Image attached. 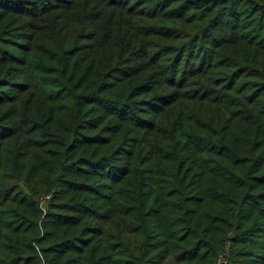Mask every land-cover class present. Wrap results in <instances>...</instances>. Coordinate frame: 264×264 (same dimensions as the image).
Returning <instances> with one entry per match:
<instances>
[{
    "label": "trees",
    "instance_id": "1",
    "mask_svg": "<svg viewBox=\"0 0 264 264\" xmlns=\"http://www.w3.org/2000/svg\"><path fill=\"white\" fill-rule=\"evenodd\" d=\"M221 258L264 264V0H0V264Z\"/></svg>",
    "mask_w": 264,
    "mask_h": 264
},
{
    "label": "built area",
    "instance_id": "2",
    "mask_svg": "<svg viewBox=\"0 0 264 264\" xmlns=\"http://www.w3.org/2000/svg\"><path fill=\"white\" fill-rule=\"evenodd\" d=\"M45 199H46V197H45ZM218 264H229V263H227L225 259L221 258L220 261L218 262Z\"/></svg>",
    "mask_w": 264,
    "mask_h": 264
},
{
    "label": "rangeland",
    "instance_id": "3",
    "mask_svg": "<svg viewBox=\"0 0 264 264\" xmlns=\"http://www.w3.org/2000/svg\"><path fill=\"white\" fill-rule=\"evenodd\" d=\"M43 200H41V202H42Z\"/></svg>",
    "mask_w": 264,
    "mask_h": 264
}]
</instances>
